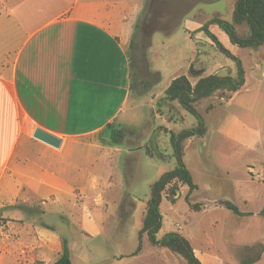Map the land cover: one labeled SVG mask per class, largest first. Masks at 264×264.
Returning <instances> with one entry per match:
<instances>
[{
  "label": "rangeland",
  "instance_id": "obj_1",
  "mask_svg": "<svg viewBox=\"0 0 264 264\" xmlns=\"http://www.w3.org/2000/svg\"><path fill=\"white\" fill-rule=\"evenodd\" d=\"M17 1L0 0L1 16L5 7ZM131 1L142 6L129 20L133 23L129 53L134 87L126 113L117 123L123 129V142L110 144L102 134L96 139L137 152L118 165H110L113 157L109 152L72 151L67 157V183L63 192L57 193L58 202L43 203L35 198L29 192L34 184L25 179L10 182L0 199V264H49L53 256L32 232L42 226L51 227L59 242L68 241L73 264H184L179 256L151 246L146 237L134 254L150 185L177 165L171 135L197 126L196 117L177 101L163 99V91L172 79L190 69L202 77L235 78L232 60L211 46L202 33L192 35L198 39L189 38L185 29L196 30L215 16L231 22L236 0ZM208 31L240 60L245 83L231 99L223 100L225 94L216 92L194 103L203 118L205 135L183 142L182 160L197 189L188 200L179 189L163 197L162 229L157 237L178 232L176 225L186 220L189 223L182 227L183 236H190L196 252L216 259L218 264H241L264 245V219L259 216L264 205V46L240 48L215 24L209 25ZM236 32L246 36L247 26L236 27ZM15 33L13 22L0 17V57L15 49ZM152 135L158 153L151 157L146 146ZM88 154L98 160H89ZM30 160L41 162L38 149L32 147ZM6 183L8 179L2 185ZM76 194L79 197L75 198ZM217 200L233 203L245 216L218 206ZM193 204L199 209L193 210ZM84 216L99 227L98 235L82 233ZM257 264H264V255Z\"/></svg>",
  "mask_w": 264,
  "mask_h": 264
},
{
  "label": "crops",
  "instance_id": "obj_2",
  "mask_svg": "<svg viewBox=\"0 0 264 264\" xmlns=\"http://www.w3.org/2000/svg\"><path fill=\"white\" fill-rule=\"evenodd\" d=\"M47 1L51 3L19 0L5 7L4 16L0 14L16 26L18 41L10 55L4 51L0 57V199L10 182L22 178L34 184L29 192L35 198L43 203L52 199L58 202L57 193L63 192L65 175L70 172L67 157L74 150L109 152L113 157L109 158L110 165H118L137 152L111 147L96 137L103 135L107 125L120 122L129 105L133 24L129 20L142 4L131 0ZM192 31L195 30L185 29L189 38H196L190 36ZM207 42L204 43L211 45ZM199 74L190 69L185 76L194 85L202 77ZM232 95L222 98L231 99ZM35 128L61 138V146L54 149L34 140ZM32 147L38 149L41 162L31 163ZM88 157L98 160L90 154ZM6 179L9 183L2 185ZM183 187L186 186H181L179 192L186 195L188 189L184 191ZM188 223H178L176 233L183 236L182 227ZM80 226L85 236L99 234V227L89 216L83 217ZM32 232L38 235L43 244L40 246L47 247L53 256L49 263L53 264L60 252L58 234L47 226ZM69 249L71 254L70 244ZM193 252L201 264L219 263L203 252ZM263 255L264 252L260 260Z\"/></svg>",
  "mask_w": 264,
  "mask_h": 264
},
{
  "label": "trees",
  "instance_id": "obj_3",
  "mask_svg": "<svg viewBox=\"0 0 264 264\" xmlns=\"http://www.w3.org/2000/svg\"><path fill=\"white\" fill-rule=\"evenodd\" d=\"M211 24L223 31L230 41L240 48H257L264 46V0H236L234 3L231 22H226L218 16L213 17L203 24L199 29L189 32L190 36L197 33H203L208 38L215 49L223 56L232 60L236 66V76L221 77L218 75H209L201 77L194 85L185 75L174 78L169 86L163 91V99L167 102L177 101L188 112L197 119V126L193 130L183 131L178 135H171V145L173 147V156L176 158L177 165L174 170L163 174L158 180L150 185V197L146 202L144 214L141 221V228L138 232V245L134 254L141 250V239L146 236L153 246H159L170 253L183 259L184 264H201L196 258L189 241L179 233L170 232L157 239V234L161 230L162 220L160 206L163 197L169 196V193L175 194L181 186H186L188 192L185 199L188 200L190 194L197 189L191 173L186 168L183 156V142L192 137H203L205 135V125L201 115L193 107L194 103L200 99L207 98L213 93L220 91L226 95H232L241 90L245 83V73L240 60L225 48L218 39L208 31ZM245 24L247 26V35L239 36L236 27ZM131 47L133 43H130ZM131 70L133 64L130 56ZM131 71V78L133 77ZM134 83L131 82V89ZM110 144L119 145L123 142V129L117 124H109L103 133ZM169 192V193H168ZM193 210H198V205H190ZM218 206L225 208L236 216H245L233 203L220 200ZM259 216L264 219V205L259 212ZM61 250L53 264H71V255L69 244L66 239L60 240ZM264 252V245H259L258 253L241 264H254L260 260Z\"/></svg>",
  "mask_w": 264,
  "mask_h": 264
},
{
  "label": "water",
  "instance_id": "obj_4",
  "mask_svg": "<svg viewBox=\"0 0 264 264\" xmlns=\"http://www.w3.org/2000/svg\"><path fill=\"white\" fill-rule=\"evenodd\" d=\"M32 138L40 143L48 145L54 149H58L61 146V138L43 130L40 128H35L32 133ZM146 152L152 157L154 154H157V146L155 142V135H152L149 143V147H147Z\"/></svg>",
  "mask_w": 264,
  "mask_h": 264
}]
</instances>
